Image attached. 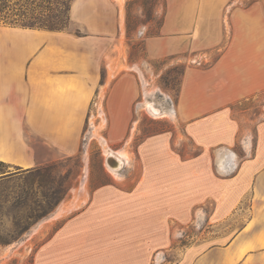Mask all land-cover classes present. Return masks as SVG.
<instances>
[{
	"label": "crops",
	"instance_id": "0c3cea01",
	"mask_svg": "<svg viewBox=\"0 0 264 264\" xmlns=\"http://www.w3.org/2000/svg\"><path fill=\"white\" fill-rule=\"evenodd\" d=\"M100 1V7L107 4V0ZM93 2L74 0L71 22L85 34L91 33L90 36L97 34L98 39L119 41L121 23L116 21L115 6L109 4L110 13L106 12L104 22L102 11L97 15L86 14L81 8L94 7ZM165 2L159 33L143 43L146 58L156 60L168 53L162 47L169 39L166 36H171L175 43L183 34L194 38L203 32L207 34L204 45L196 44L193 49L204 50L222 42L225 21L230 35V42L212 65L183 73L176 104L171 105L177 121L186 125L200 152L187 160V166H193L192 174L184 178L186 185L181 192L178 171L169 172L165 165L157 167V177L149 174L139 177L138 190L121 192L113 183L96 189L87 206L37 249L34 264H151L153 254L170 245L169 232L174 225L202 220L218 225L238 214L247 218L229 240L199 252L190 250L175 264H264L262 4L254 1L246 7H232L235 2L242 4L241 0ZM15 37H40L44 43L41 54L33 61L0 78V163L9 168L28 169L41 161L37 150L46 152V160L52 155L65 157L79 150L83 121L99 87V66L93 61L92 51L83 52L78 62L46 61V42L60 40L68 51L76 49L75 40L65 33L18 30ZM105 55L114 59L111 50ZM123 61L118 65L125 66ZM129 71L120 73L112 82L109 94L110 112L114 104L121 103L122 117L134 100L131 88L137 86L134 74ZM259 98L261 112L250 120L254 132L253 142H248L244 137L247 126L240 127L232 120L230 108ZM112 113L115 117L114 110ZM18 119H25L27 131L19 128ZM146 145L140 150L141 158L144 156L140 163L147 164L152 159L145 154ZM163 155L166 161L174 160L173 154ZM153 160L164 161L157 154ZM196 163L202 164L197 171ZM116 194L122 198L117 205ZM204 206L207 211L201 209ZM116 208L120 211H115ZM199 210H203L201 214L197 213ZM116 218L124 221L116 222Z\"/></svg>",
	"mask_w": 264,
	"mask_h": 264
},
{
	"label": "rangeland",
	"instance_id": "374dc122",
	"mask_svg": "<svg viewBox=\"0 0 264 264\" xmlns=\"http://www.w3.org/2000/svg\"><path fill=\"white\" fill-rule=\"evenodd\" d=\"M73 1L69 4L70 9ZM254 1H259L264 10V0H241L242 4L235 2L232 7H246ZM101 3L95 0L94 7L81 8L86 14L97 15L102 11L105 22L106 12L109 10L110 13L109 4H113L116 21L121 23L119 41L85 34L71 22L69 11L66 28L58 32L71 36L77 44L76 49L68 51L64 41L60 40L46 42V61L54 63L62 60L78 62L84 56L83 52H94L93 61L99 66V87L83 121L76 153L59 158L52 155L46 160V152L37 150L41 161L28 169L9 168L0 163V264H34L37 249L45 241L47 244L67 221L87 206L92 192L106 184L113 183L119 191L129 193L139 189V177L145 174L157 177V167L165 165L169 172L171 169L173 173L178 171L181 192L186 185L184 178L192 174L193 166L191 164L189 168L187 160L200 152L186 125L177 121L171 105L176 104L183 73L208 68L227 47L230 42L227 22L223 23L225 36L215 48L193 49L196 44L204 45L203 38L207 34L203 32L196 33L198 35L194 38L183 34L177 37L175 43L171 41V36H166L169 39L162 47L168 53L152 60L146 58L143 43L159 33L166 12L165 0H107V4L100 7ZM18 30L56 32L0 24V78L21 70L42 52V38L18 39L15 37ZM109 50L114 53V59L105 55ZM118 59L124 60L125 66H119ZM129 69L137 84L131 88L134 100L125 117H122V104H114L115 117H112L109 99L112 82ZM261 105L259 98L242 101L230 108L232 120L237 121L240 127L247 126L244 137L248 142H253L254 132L250 120L260 114ZM22 109L16 108L17 111ZM17 121L19 128L27 131L25 119ZM144 144H147L145 154L152 159L147 164L140 163L144 157L140 156ZM162 148L165 150L162 151ZM167 152L173 154V161L165 160L163 154ZM156 154L164 160L163 163H155ZM205 164L208 166L209 161ZM201 165L196 163V171ZM152 185L148 184V187ZM118 194L115 196L116 205L122 200ZM201 209L207 211L205 206ZM246 218V215L238 214L229 216L218 225L206 224L203 220L174 225L169 232L172 237L170 245L154 253L151 264H175L190 250L199 252L224 243L238 231ZM122 221L123 218H116V222Z\"/></svg>",
	"mask_w": 264,
	"mask_h": 264
},
{
	"label": "trees",
	"instance_id": "16d2710c",
	"mask_svg": "<svg viewBox=\"0 0 264 264\" xmlns=\"http://www.w3.org/2000/svg\"><path fill=\"white\" fill-rule=\"evenodd\" d=\"M71 0H0V24L24 29L62 31ZM179 91V90H178Z\"/></svg>",
	"mask_w": 264,
	"mask_h": 264
},
{
	"label": "water",
	"instance_id": "95a60500",
	"mask_svg": "<svg viewBox=\"0 0 264 264\" xmlns=\"http://www.w3.org/2000/svg\"><path fill=\"white\" fill-rule=\"evenodd\" d=\"M106 164L108 165V162H107V160H106ZM109 166V165H108ZM120 167V166H119Z\"/></svg>",
	"mask_w": 264,
	"mask_h": 264
}]
</instances>
